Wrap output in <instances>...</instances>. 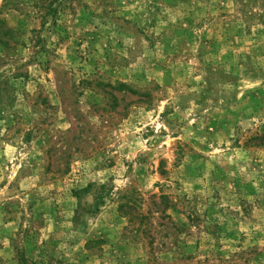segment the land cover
Here are the masks:
<instances>
[{"label":"rangeland","instance_id":"rangeland-1","mask_svg":"<svg viewBox=\"0 0 264 264\" xmlns=\"http://www.w3.org/2000/svg\"><path fill=\"white\" fill-rule=\"evenodd\" d=\"M0 264H264V0H0Z\"/></svg>","mask_w":264,"mask_h":264}]
</instances>
